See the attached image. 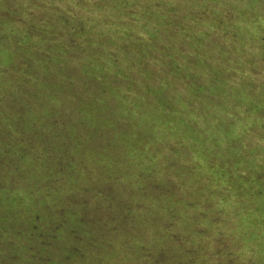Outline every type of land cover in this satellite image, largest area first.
<instances>
[{
    "label": "rangeland",
    "instance_id": "obj_1",
    "mask_svg": "<svg viewBox=\"0 0 264 264\" xmlns=\"http://www.w3.org/2000/svg\"><path fill=\"white\" fill-rule=\"evenodd\" d=\"M0 264H264V0H0Z\"/></svg>",
    "mask_w": 264,
    "mask_h": 264
}]
</instances>
